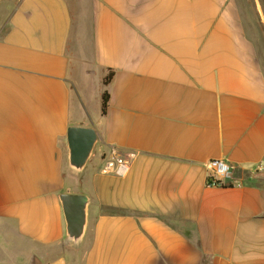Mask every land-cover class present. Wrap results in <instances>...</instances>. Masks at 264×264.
<instances>
[{
    "label": "crops",
    "instance_id": "obj_1",
    "mask_svg": "<svg viewBox=\"0 0 264 264\" xmlns=\"http://www.w3.org/2000/svg\"><path fill=\"white\" fill-rule=\"evenodd\" d=\"M225 2L0 0V264H264V61ZM68 127L97 135L80 174ZM64 193L89 200L77 244Z\"/></svg>",
    "mask_w": 264,
    "mask_h": 264
},
{
    "label": "water",
    "instance_id": "obj_2",
    "mask_svg": "<svg viewBox=\"0 0 264 264\" xmlns=\"http://www.w3.org/2000/svg\"><path fill=\"white\" fill-rule=\"evenodd\" d=\"M97 135L92 127H68L66 131L67 166L80 174L92 155ZM65 223L66 240L77 244L86 226L88 198L82 194H61L59 197Z\"/></svg>",
    "mask_w": 264,
    "mask_h": 264
},
{
    "label": "built area",
    "instance_id": "obj_3",
    "mask_svg": "<svg viewBox=\"0 0 264 264\" xmlns=\"http://www.w3.org/2000/svg\"><path fill=\"white\" fill-rule=\"evenodd\" d=\"M135 154L131 152L110 151L101 158L99 173L123 177L129 171ZM207 187H223L230 178L231 167L222 160H211L205 165ZM252 174L264 175V159L253 169Z\"/></svg>",
    "mask_w": 264,
    "mask_h": 264
},
{
    "label": "rangeland",
    "instance_id": "obj_4",
    "mask_svg": "<svg viewBox=\"0 0 264 264\" xmlns=\"http://www.w3.org/2000/svg\"><path fill=\"white\" fill-rule=\"evenodd\" d=\"M80 5H86L87 11L88 3ZM76 6L78 9L79 3ZM225 8L234 14L237 26L244 30L246 38L250 40L253 47L251 52L264 61V0H226Z\"/></svg>",
    "mask_w": 264,
    "mask_h": 264
},
{
    "label": "trees",
    "instance_id": "obj_5",
    "mask_svg": "<svg viewBox=\"0 0 264 264\" xmlns=\"http://www.w3.org/2000/svg\"><path fill=\"white\" fill-rule=\"evenodd\" d=\"M113 77V72L112 71H108L107 74L105 75V77L102 80V85L103 86H107L110 82V80ZM108 94L107 92L104 90L102 95H101V113L104 114L106 111V107H107V103H108Z\"/></svg>",
    "mask_w": 264,
    "mask_h": 264
}]
</instances>
